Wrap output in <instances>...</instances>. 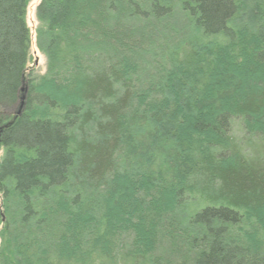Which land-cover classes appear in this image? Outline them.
Wrapping results in <instances>:
<instances>
[{"label": "trees", "instance_id": "16d2710c", "mask_svg": "<svg viewBox=\"0 0 264 264\" xmlns=\"http://www.w3.org/2000/svg\"><path fill=\"white\" fill-rule=\"evenodd\" d=\"M30 1L0 0V264H264V0H41L35 78Z\"/></svg>", "mask_w": 264, "mask_h": 264}, {"label": "rangeland", "instance_id": "374dc122", "mask_svg": "<svg viewBox=\"0 0 264 264\" xmlns=\"http://www.w3.org/2000/svg\"><path fill=\"white\" fill-rule=\"evenodd\" d=\"M41 0H31L28 8H27V24L31 29L32 33V44H31V49H30V61L28 64V73L32 75V77H38L42 76L47 72V58L46 56L39 50L37 47V42H36V36H37V29L40 27V21L37 16V7L38 4L40 3ZM134 40L141 44L145 45L146 43L149 42L148 37H136ZM134 40H131L134 42ZM19 104V103H18ZM17 104V107H18ZM16 107V109H17ZM236 134L238 136H242V132L238 127H236L235 130ZM4 153V150L2 147H0V159L2 158Z\"/></svg>", "mask_w": 264, "mask_h": 264}, {"label": "water", "instance_id": "95a60500", "mask_svg": "<svg viewBox=\"0 0 264 264\" xmlns=\"http://www.w3.org/2000/svg\"><path fill=\"white\" fill-rule=\"evenodd\" d=\"M27 92H28V87L26 84H23V86L20 89V93H19V104L15 111L17 115H20L25 108Z\"/></svg>", "mask_w": 264, "mask_h": 264}]
</instances>
